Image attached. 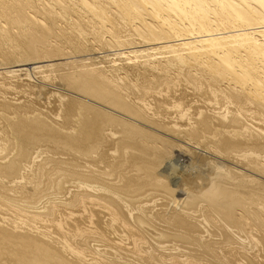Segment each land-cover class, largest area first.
Here are the masks:
<instances>
[{
  "label": "bare ground",
  "instance_id": "obj_1",
  "mask_svg": "<svg viewBox=\"0 0 264 264\" xmlns=\"http://www.w3.org/2000/svg\"><path fill=\"white\" fill-rule=\"evenodd\" d=\"M0 264H264V0H0Z\"/></svg>",
  "mask_w": 264,
  "mask_h": 264
},
{
  "label": "rangeland",
  "instance_id": "obj_2",
  "mask_svg": "<svg viewBox=\"0 0 264 264\" xmlns=\"http://www.w3.org/2000/svg\"><path fill=\"white\" fill-rule=\"evenodd\" d=\"M126 49H127V48L123 49V47H122L120 51H121V52H122V51H126ZM188 141H190V140H188V139H184L182 143H186V144H189V143H190L189 145H191V147L194 148V143L192 144L191 141H190V142H188ZM168 148H169V150H167V151H171V150H172V152H170V153H174V152H175L176 155L179 153V151H177V150H178V147L175 148V146H174V147H173V146H172V147H171V146H168ZM168 148H167V149H168ZM172 148H173V149H172ZM176 149H177V150H176ZM176 151H177V152H176ZM191 155H193V154H191V153L184 154V155L179 154V155H178V159H180V158L182 157V158H186V159L188 160V157L191 158ZM183 156H184V157H183ZM211 156H212V155H211ZM192 157H194V159H195L196 156L193 155ZM213 157H214V156H213ZM209 158L212 159V157H210V156L207 155L206 157L202 158L203 160L197 158V159H198L197 161H199L200 164H203V166H205V164H207V163L209 162V160H210ZM204 159H206V160H204ZM189 160H191V159H189ZM200 160H201L202 162H201ZM207 161H208V162H207ZM210 161H215V160H210ZM179 163H180V164H179ZM209 163H210V162H209ZM209 163H208V165H209ZM168 164H169V166H170V170L168 171V175H170V176H173V175H175V174H178V173H180V171L182 170V169H181V168H182V166H181V162H179V161L172 160V161H171L170 163H168ZM171 168H173V169H171ZM177 169H178V170H177ZM195 170H198V169H195ZM175 172H176V173H175ZM166 181H167V180H166ZM149 193H151V195H149V196H151V197H152L153 195H155V196H153V197H156L158 194H159L158 196H160V195H161V196H160V197H156V198L151 199V197H149V196L147 195L148 193H146V195L151 199L150 202L147 200L149 203L146 202V200L144 199V197H145L146 195H145L144 197H143V195H142V196L140 197V198H142V199L138 198V199L140 200V202H139V200H138L136 197H134L133 200H131V202H130L131 197H127V198H129V200H127V201L129 202V205L131 206V208H134V212H137V207H138L139 205L142 206V205H145L146 203H148V205L146 204V205L148 206V207L146 206V208H147V210H149L148 212H150V213H148V216L151 215V218L154 220V221L152 220V222H153V223L157 222L156 224H158V226H159V224H160L161 222L163 223V217H162L160 214H158V213H160L159 209L161 210V209L163 208V206H164V209H165V207H166V202H167V196L163 195V193L160 194V192H159V193L156 192L157 195L154 194L155 192H154V193H153V192H149ZM162 196H163V198H162ZM148 197H145V198H146V199H149ZM164 197H165V199H164ZM135 198H136V199H135ZM157 198L162 199V201H160V200L157 199ZM176 198H177L178 201L182 202L183 196H182V194H180V195H179L178 197H176ZM134 199H135V201H134ZM143 199L145 200V202H144ZM142 200H143V203H142ZM152 200H153V201H152ZM156 200H158V201H156ZM164 200L166 201L165 204H164V205H163V204H160V203H162V202L164 203ZM136 201L139 202V203H137ZM154 201H155V202H154ZM159 201H160V202H159ZM156 202H157V203L159 202V204H158L159 206H157V203H156ZM133 203H134V204L136 203L137 205H136V204L134 205ZM141 203H142V205H141ZM151 203H152L153 205H152ZM155 203H156V206H154ZM167 203H168V202H167ZM182 205H183V204H182ZM134 206H135V207L137 206V207L135 208ZM149 206H152V207H149ZM160 206H161V207H160ZM143 207H144V206H143ZM153 207H155V208L158 210V213H157L156 209L153 208ZM177 207H181L180 204H179ZM149 208H151V209H149ZM152 208H153V211H154V215H153V213H152L153 211H151ZM135 209H136V211H135ZM155 211H156V212H155ZM161 211H162V210H161ZM164 212H165V211H164ZM149 214H150V215H149ZM152 215H153L154 217H152ZM155 216H157V217H155ZM158 216H159V219H160V220L162 219L161 222H160V220L158 219ZM160 217H162V218H160ZM156 218H157V219H156ZM164 218H165V217H164ZM155 219H156V220H155ZM157 220H159V222H158ZM131 222H132V221H131ZM162 223H161V224H162ZM161 224H160V225H161Z\"/></svg>",
  "mask_w": 264,
  "mask_h": 264
}]
</instances>
